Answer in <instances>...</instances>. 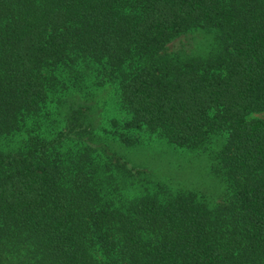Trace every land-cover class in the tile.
<instances>
[{"label": "trees", "instance_id": "trees-1", "mask_svg": "<svg viewBox=\"0 0 264 264\" xmlns=\"http://www.w3.org/2000/svg\"><path fill=\"white\" fill-rule=\"evenodd\" d=\"M199 26L220 31L219 57L170 52ZM75 57L112 71L138 58L122 85L129 127L192 146L225 126L233 196L215 206L193 192L117 205L96 167L74 171L60 157L59 146L90 128L79 111L54 138L0 151V264H264V120L248 118L264 110V4L0 0V135L40 111L46 70Z\"/></svg>", "mask_w": 264, "mask_h": 264}, {"label": "rangeland", "instance_id": "rangeland-1", "mask_svg": "<svg viewBox=\"0 0 264 264\" xmlns=\"http://www.w3.org/2000/svg\"><path fill=\"white\" fill-rule=\"evenodd\" d=\"M223 41L217 28L199 26L174 39L169 50L181 49L193 57H219ZM137 65L139 60L133 57L112 71L105 62L75 57L47 69L46 102L19 132L0 135V151L21 150L30 135L52 139L83 111L81 120L85 127L90 121L89 130L71 136L58 152L74 171L96 167L104 194L117 205L124 207V203L149 194L167 198L193 192L211 206L230 199L233 180L222 168L229 137L225 126L192 146L171 143L147 126H128L132 113L123 104L122 85ZM248 118L264 120V110L252 111Z\"/></svg>", "mask_w": 264, "mask_h": 264}]
</instances>
